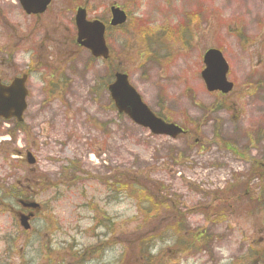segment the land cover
I'll list each match as a JSON object with an SVG mask.
<instances>
[{
  "label": "rangeland",
  "instance_id": "374dc122",
  "mask_svg": "<svg viewBox=\"0 0 264 264\" xmlns=\"http://www.w3.org/2000/svg\"><path fill=\"white\" fill-rule=\"evenodd\" d=\"M75 3L89 20L109 21L113 5L125 9L124 31L107 34L113 65L70 44ZM188 16L197 18L189 26ZM145 30L157 34L150 42L159 38L152 49ZM218 47L234 84L225 97L201 78L204 53ZM117 65L185 136H154L117 112L107 90ZM26 72L23 130L0 120V197L6 207V193L25 190L43 210L26 234L19 204L0 207V264H83L76 253L87 255L85 264H130L123 253L137 247L136 229L157 232L164 220L146 224L136 199L114 187L135 176L161 185L188 214L185 230L208 238L203 253L172 254L167 264H264V0H57L41 17L27 16L19 0H0V78ZM231 192L237 201H227L223 220L205 211ZM105 214L113 237L100 226ZM175 240L162 235L152 255Z\"/></svg>",
  "mask_w": 264,
  "mask_h": 264
},
{
  "label": "water",
  "instance_id": "95a60500",
  "mask_svg": "<svg viewBox=\"0 0 264 264\" xmlns=\"http://www.w3.org/2000/svg\"><path fill=\"white\" fill-rule=\"evenodd\" d=\"M53 0H20L23 9L27 14H42ZM112 27L122 26L127 21V15L120 8H111ZM78 30L77 43L91 52L95 58L107 60L110 57V50L106 44V26L96 20L88 21L85 9H79L76 16ZM206 69L202 72V78L209 92L220 91L227 94L232 91L233 84L227 81L229 67L220 51L212 49L204 56ZM26 78H17L10 86H3L0 83V118H16L22 122L23 114L27 108V90L25 88ZM111 99L120 114L127 115L137 125L149 129L158 136H167L176 139L183 130L175 124H168L158 118L149 107L143 103L141 96L133 88L126 74L117 73L112 84L109 85ZM28 162L34 164L35 160L28 154ZM25 208L37 209L35 203H23ZM33 214L21 217V225L25 230L30 229L29 220Z\"/></svg>",
  "mask_w": 264,
  "mask_h": 264
},
{
  "label": "trees",
  "instance_id": "16d2710c",
  "mask_svg": "<svg viewBox=\"0 0 264 264\" xmlns=\"http://www.w3.org/2000/svg\"><path fill=\"white\" fill-rule=\"evenodd\" d=\"M194 17V16H193ZM188 16V24H191L192 22L196 21L197 18H193ZM128 25V24H127ZM126 25V26H127ZM117 28V29H111V31H116V32H123L125 27ZM135 28V24H134ZM146 28V27H145ZM153 29V28H152ZM151 28L148 30H152ZM145 30V33L147 34V31ZM155 30V29H153ZM148 36H143V38L148 39L149 44L154 46L152 43L154 41H157L158 39H155L150 42V40L153 38L152 36H155L157 34H154V32H151L147 34ZM172 32H168V36L171 37ZM182 34H179V37H181ZM149 52V51H148ZM117 57V54H115ZM118 59V58H117ZM109 66L114 64V58L111 57V59L108 62ZM120 65L111 67V76L108 81L113 78V73L116 71H119ZM22 128V127H21ZM226 148H230L228 145L225 146ZM144 179V178H143ZM142 178H138L137 176L129 178V181L126 180L127 183H122L121 180L118 182L117 185H114L117 191H122V192H127L130 197L135 198L138 204V211L141 210L143 213V217L145 220V223L148 224L149 221L154 222L160 219L161 216L163 217V224L160 227V229L155 232V230L149 228L148 231L144 230L142 228L136 229L137 234L135 237L137 242V247L133 250L132 255L129 253H123V260L126 261L127 263L130 264H167L166 260L169 259V252L167 253H162L157 256L152 255L150 248L152 247L153 242L164 235L165 233L170 235L171 237L176 238V248H177V254H183L189 251L190 248L188 246H192L191 242L189 241H184L187 237H192L195 234H192L185 230V224L187 220L188 214L185 213V211L182 208H178L174 205H171V199L166 198L165 191L162 188L161 185H159L156 182H151L147 178V180H143ZM12 193V197L14 200L16 199H24V200H29L28 195H26L24 192H18L16 189ZM232 196L235 197L234 193H224V194H219L215 196L214 199V205L209 206L208 210L212 212L216 218H218V221H221L224 219V214L229 212V207H227V201L232 199ZM264 200V197H263ZM171 201V202H170ZM1 202V198H0ZM97 207H93V211H96ZM106 214L102 216L100 219V226L107 231V235L113 237V235H116L115 232V224L111 220V218L108 216L106 218ZM103 223V225H101ZM95 227H99L97 224H95ZM141 227V226H140ZM195 237V236H194ZM196 238L198 239H203V236L201 234L196 235ZM113 239V238H112ZM205 239H207L205 237ZM109 240L107 239V245L109 244ZM136 243V242H135ZM134 243V245H135ZM97 250V248H96ZM95 252H93L94 254ZM11 254V253H10ZM168 254V255H167ZM80 257L81 261L85 262L87 261V255L82 254L78 255ZM86 255V257H85ZM92 255V254H91ZM84 262V263H85Z\"/></svg>",
  "mask_w": 264,
  "mask_h": 264
},
{
  "label": "bare ground",
  "instance_id": "6f19581e",
  "mask_svg": "<svg viewBox=\"0 0 264 264\" xmlns=\"http://www.w3.org/2000/svg\"><path fill=\"white\" fill-rule=\"evenodd\" d=\"M72 34L71 35H75L76 34V32L74 31V30H72V32H71Z\"/></svg>",
  "mask_w": 264,
  "mask_h": 264
},
{
  "label": "flooded vegetation",
  "instance_id": "af4514ba",
  "mask_svg": "<svg viewBox=\"0 0 264 264\" xmlns=\"http://www.w3.org/2000/svg\"><path fill=\"white\" fill-rule=\"evenodd\" d=\"M28 75H29V78H30V76H31V73H28Z\"/></svg>",
  "mask_w": 264,
  "mask_h": 264
}]
</instances>
